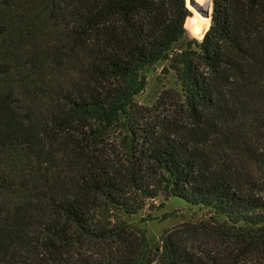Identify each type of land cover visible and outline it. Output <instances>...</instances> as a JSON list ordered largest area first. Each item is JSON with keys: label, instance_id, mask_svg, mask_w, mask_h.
Segmentation results:
<instances>
[{"label": "trees", "instance_id": "1", "mask_svg": "<svg viewBox=\"0 0 264 264\" xmlns=\"http://www.w3.org/2000/svg\"><path fill=\"white\" fill-rule=\"evenodd\" d=\"M187 2L0 0V264H264V0H214L192 81L138 102ZM160 195L210 215L155 250Z\"/></svg>", "mask_w": 264, "mask_h": 264}, {"label": "rangeland", "instance_id": "2", "mask_svg": "<svg viewBox=\"0 0 264 264\" xmlns=\"http://www.w3.org/2000/svg\"><path fill=\"white\" fill-rule=\"evenodd\" d=\"M199 1L201 2L199 7H189L193 20L188 22L187 31L180 34L168 45L165 56L158 64L145 71L147 87L138 96L140 104L154 106L164 93L177 98L179 97L178 93L181 91L182 80L192 81V64L201 52V40L199 41L198 38L192 35V26L207 28L212 22L209 13L211 12L213 0ZM204 21L211 22L206 24ZM209 215L210 212L206 208L191 205L183 201L182 198H168L165 195H160L149 200L146 207L129 221L133 222L136 228L146 229L147 235L151 239V245L155 250H158L161 249L162 236L168 230L180 223L206 219Z\"/></svg>", "mask_w": 264, "mask_h": 264}, {"label": "water", "instance_id": "3", "mask_svg": "<svg viewBox=\"0 0 264 264\" xmlns=\"http://www.w3.org/2000/svg\"><path fill=\"white\" fill-rule=\"evenodd\" d=\"M213 4H214V0H213ZM212 4V8H211V12L209 13V17L211 18V21H212V18H213V11H214V5ZM201 5V2L199 0H189L187 2V7H192V8H197Z\"/></svg>", "mask_w": 264, "mask_h": 264}]
</instances>
